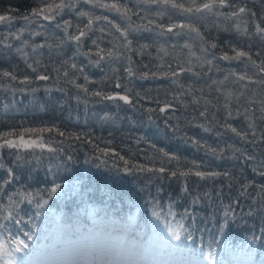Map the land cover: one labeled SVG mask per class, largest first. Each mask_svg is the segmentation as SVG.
Masks as SVG:
<instances>
[{
	"label": "trees",
	"instance_id": "1",
	"mask_svg": "<svg viewBox=\"0 0 264 264\" xmlns=\"http://www.w3.org/2000/svg\"><path fill=\"white\" fill-rule=\"evenodd\" d=\"M64 2L71 6L54 19L39 17L27 23L19 17L42 7L41 0H0V14L17 17L0 23V73L11 71L17 76L11 81L0 75V133L44 129L25 133L24 138L39 136L58 150L20 149L22 159H17L16 149H0V225H7L0 227V240L7 242L13 235L23 238L17 229L36 233L35 242H28L31 251L24 256L15 253L12 264H46L39 260L68 246L77 230L87 235L95 229L124 241L134 259L142 256L137 241L143 239L146 254L159 264H190L193 257L212 264L204 260L209 251L217 254L218 264H246L248 252L251 264H264V191L260 189L264 177L252 171L264 161V145L247 144L226 127L231 124L250 133L248 124L253 117L246 119L245 109L256 112L264 92L247 78L238 79L245 74L257 79V70L246 60L220 59L224 53L234 56L233 48L252 53L264 49V40L255 31L256 24L264 27L260 19L264 0H229L231 8L219 9L227 14L246 5L258 14L241 15L240 19L207 12L182 13L170 5L143 0ZM176 2L187 7L191 0ZM204 2L207 0H196L197 4ZM114 3L130 10V20L115 9L99 6ZM81 12L89 16L81 17ZM89 18L93 30L77 44L70 37ZM66 21L71 22L70 28L65 29ZM112 24L122 29L128 26L131 51L122 46L123 39ZM181 24L185 25L182 29ZM172 25L177 27L167 32ZM212 43L217 47L211 48ZM100 49L103 51L97 56ZM109 51L112 57L107 56ZM129 66L131 76L125 71ZM181 66L191 71H181ZM173 70L178 75L173 76ZM38 74L49 78L38 80ZM25 76L32 82L20 84ZM117 82L124 87H115ZM125 87L130 91L125 92ZM97 91L102 95L92 94ZM116 93L129 95L133 103L103 98ZM166 104L170 107L160 112ZM255 124L258 134L264 130L258 119ZM101 149H108V154ZM245 151L255 159L245 160ZM165 152L178 161L169 163ZM141 165L229 175L203 181L195 176L162 178L160 173L141 171ZM5 180L10 182L5 184ZM57 184V193L49 195ZM185 184L189 195L182 191ZM242 185H248L247 189ZM18 193L32 198L31 203L24 200L15 209L21 224L3 219L8 214L4 206L9 205V198L20 199ZM196 197L199 200L193 203ZM45 200L39 209L41 216L36 217V204ZM154 211L160 214L159 220ZM225 212H229L227 218ZM168 223L183 225L177 244L165 233ZM8 247L11 250L14 245ZM8 260L5 256L0 264Z\"/></svg>",
	"mask_w": 264,
	"mask_h": 264
},
{
	"label": "snow or ice",
	"instance_id": "2",
	"mask_svg": "<svg viewBox=\"0 0 264 264\" xmlns=\"http://www.w3.org/2000/svg\"><path fill=\"white\" fill-rule=\"evenodd\" d=\"M143 2L145 3H155V4H163V5H170L172 8L174 9H178L181 10L182 13H189V14H198V13H202V12H207L209 14H213V15H223L225 16L226 19L229 18H236V19H240L241 15H247L250 17H256L258 14L256 12H253L251 9H249L246 5L245 6H239L237 7L234 11H232L231 13H222L219 11V9H223V8H231L232 4L229 2V0H207V2H204L202 4H197L196 0H191V3L185 7V5L183 3H177L176 0H143ZM41 3L43 4L42 7H37L31 10V12L29 14H24L22 16L19 17V19H23L24 21H26L27 23H32L33 22V18H39L42 17L44 20H52L55 18V15L59 14L64 8L66 7H70V4H66L64 2V0H61L60 3H56L55 0H53V2L49 3L48 0H41ZM105 8H109V9H115L117 13H119L120 15L127 17L130 20V17L128 16L129 13V9H127L126 6H118L117 4H104V5H99ZM121 7L124 8V11L121 12ZM13 11L14 10H10ZM135 14V13H133ZM81 17H85V16H89L88 13L85 12H81L80 13ZM17 19V17L15 15H7V14H0V23H5L8 22L10 23L12 20ZM96 20H100V17H95ZM104 20H107V17H103ZM261 20H264V16L260 17ZM109 23L111 24V21H109ZM149 23H152V21H149ZM93 25V19L89 18L88 22L86 25H84L83 28L81 27H77V35H73L70 38L74 39L77 44H79L81 42L82 38H85L88 36V33L91 32L93 30L92 28ZM71 22L70 21H66L65 22V29L70 28ZM159 26V25H158ZM112 27L115 28V31L120 33V37L123 39L124 44L122 45L126 51H131L132 50V40L129 39V31H128V26L123 27V29L121 28L120 25L118 24H112ZM177 25H172L167 27L166 31L171 33L173 32L174 28H176ZM178 27H180L181 29L185 27V25L181 24ZM193 31H197V35L199 36L200 33L198 30L195 29H190ZM101 32L104 31V29H100ZM255 31H256V35L260 37L261 40H264V27H262L260 24H256L255 26ZM179 33H177L178 35ZM201 39H203V37H201ZM93 45H96V47L99 49V45L97 44L96 40L92 41ZM211 48H216L217 44L216 43H212ZM142 48L146 47V46H141ZM185 47H187V45H185ZM249 48H251V45H249ZM103 50L100 49L96 55L100 56V53ZM206 51V49H205ZM233 52H235L234 56H229L227 53H224L220 59L223 60H246L253 68H255L257 71L255 73V75H257V79L253 80L251 77H247L246 74L245 75H241L238 77L239 80L243 81L246 78L249 80V83H254V84H258L261 86L260 90L261 92H264V49L262 50H258L255 53H252L251 51H243V50H236V48L232 49ZM108 57H112L113 56V52L109 51L107 53ZM256 57L257 59H259V63H257V59H254L253 57ZM101 59L103 57H100ZM130 59V58H129ZM206 63L211 64V61H205ZM37 64H39V61H36ZM97 63H99V60H97ZM144 67H147V65H145ZM28 68H30L32 70L33 73L37 72V68L34 67L32 64H28ZM72 68H76V65L73 64ZM54 71L59 72V69H54ZM82 71V70H81ZM125 71L128 73L129 76L133 75V70L131 68V66H129L128 68L125 69ZM181 71H191L190 68L188 69H184L183 66H181ZM0 75H2V77L4 78H8L11 81H16L17 80V76L14 72L11 71H3L2 73H0ZM68 73L65 72V76H67ZM172 75L176 76L178 75V73L176 71H172ZM49 77L48 75L44 74V75H40L38 74L36 76V79L38 80H47ZM144 78H147V76H145ZM85 81L88 80V78L85 76L84 77ZM32 81L30 80V78L28 76H25L23 79H21L19 81L20 84H29ZM77 87L79 88L80 85H77ZM115 87L117 88H122L124 87L122 84H120L119 82H117L115 84ZM84 92H88L87 88L83 89ZM125 92H129L130 89H127L126 87L124 88ZM95 96H101L102 93L97 91L92 93ZM231 95V94H229ZM104 99L106 100H119V101H123L125 104H132L133 101L132 99L129 97V95L127 94H112V95H104L103 96ZM250 103H255V102H250ZM260 107L256 110V112L259 113V115L256 114V112H249V110L246 108L245 109V118L247 119L249 116L253 117V121L251 123L248 124V128L251 129V132L249 133L248 131H244L241 132L240 130H238L236 127H233L231 124H226V127L232 132L234 133L237 137H241V139L244 140L245 143L247 144H251L255 147H260L261 145H264V130H261L259 132V134L257 133L256 129V124H255V120H259L261 121L262 125H264V100H260L259 101ZM170 107V105L166 104L165 107H161L159 108L160 112H165L166 108ZM201 115H203V113H201ZM229 117H232V113L229 112L228 113ZM207 130V129H205ZM44 129H31V128H25L23 129V131H16V130H12V131H6L3 133H0V149H16L17 150V159H22V157L19 155V150L20 149H24V150H35V149H40L41 151H43L46 147H47V151L50 153L53 152H57V149H54L52 147H48L45 142L43 141V139L39 136H37L36 139H25V133H41L43 132ZM48 131H51V129H48ZM60 135H65L64 133H60ZM15 137V139L13 138ZM76 139H79V137H75ZM161 152H163V150H160ZM209 151H212L213 153H215V149H209ZM237 152L240 151V149H236ZM101 152L105 155L108 154V149H101ZM242 155H244V159L251 161L255 159V156L252 154H248L246 151L245 153H243ZM164 156L167 158L168 162L171 163L172 161H178V158L176 156H170L168 153H164ZM120 159H124L122 156L120 157ZM125 163H127V161H125ZM0 167H3V165H0ZM141 171H148V172H152V173H160L162 174V178H167L168 176L172 177V178H177L179 179L180 177H184L187 178L189 176H195L197 177L199 180H208V179H214L216 177H220L221 175L223 176H228L229 174L227 172L225 173H219V172H213V171H200V170H195L193 171V169H187V170H180V169H176V170H170L164 166H161L159 168H145L143 165L139 166ZM194 167L198 168V166ZM264 161L261 162V165L259 167H253L252 171L258 175H260L261 177H264ZM7 173L9 176L12 175V169L9 168L7 170ZM9 180H5L4 183L7 184L9 183ZM243 188L247 189L248 185H242ZM60 188V185H55L53 186L50 191H49V195L55 194L57 193V189ZM260 189L261 191H264V185H260ZM0 191H3L2 188H0ZM183 193L185 195H189V188L187 186V184H185L184 188H183ZM243 194V193H242ZM20 199L18 200H12V198H9L10 202L9 205L4 206L5 208L8 209V214L6 216H3V219L9 222H15L16 224H21L22 218L19 216V212L16 211V207L22 203L24 200H28L29 203L32 202V198L30 194L27 193H18L17 194ZM205 196L208 195V193H204ZM199 197L194 198L193 203L198 202ZM47 201L45 200L43 203H37L36 204V208L38 209V211L35 213L36 217H40L41 216V212L39 211V209H42L44 207V204H46ZM22 211V209H21ZM153 215L156 216L157 218H159V213L154 211ZM169 215H172L171 211H169ZM229 216V212H225V217L227 218ZM31 221V218H30ZM168 227V231L172 234V236L178 240L181 241V232L180 230L183 228V225L180 223H177L176 225H172L171 223L166 224ZM0 227H7V225H0ZM18 232H21V235L23 238H17L15 235L11 236L9 238V240L7 242L0 240V260H2L5 256L9 257V260L5 262V264H12L13 259H15L14 254L15 253H22V255L20 256H24L27 255L31 249H30V245L28 242L34 243V237L36 236V233L32 230L29 229L28 231H21L20 229H17ZM222 231V229H221ZM191 234H189L190 236ZM14 245V247L11 248V250H9L8 245ZM203 258H204V253L203 251L201 252ZM20 256L18 257V259L20 260ZM248 256V260L246 261V264H251V253L248 252L247 253ZM204 260H206L207 262L211 261L212 264H218V256L216 253L209 251L207 254V259L204 258Z\"/></svg>",
	"mask_w": 264,
	"mask_h": 264
},
{
	"label": "rangeland",
	"instance_id": "3",
	"mask_svg": "<svg viewBox=\"0 0 264 264\" xmlns=\"http://www.w3.org/2000/svg\"><path fill=\"white\" fill-rule=\"evenodd\" d=\"M77 232L78 234L74 238L71 239L69 250H65V251L60 250L56 252L55 254H52L51 257H47L44 261L52 260V261H60L61 264L64 262L68 264L71 261L70 256L72 255V253H76V251H79L81 256H85V257L87 256L86 257L88 259L87 262H94V264H96L97 262L94 261V259L92 258L94 254L89 255L86 252H83L82 250H80L84 248L87 243L88 244V246L86 245L87 249H89L90 251L92 249L97 251L95 256L99 252H102L103 254L105 253L108 256V259L104 261V263L106 264H114V262L116 261H117V264H148L149 263L148 259H150V256L143 255V258H141V260H139L138 262L136 259H133L134 257L132 258L129 252V246L124 241L121 242L120 245H118L117 247L116 246L117 237L114 236L113 234H110L108 231L97 229L91 232L90 234L85 235V237L82 236L79 230H77ZM118 236H120V234H118ZM90 251H87V252H90ZM77 257L78 255L76 256V259ZM114 258L116 259L115 261H113ZM40 261H43V260H40ZM203 262L204 261L202 259L193 257L190 264H203Z\"/></svg>",
	"mask_w": 264,
	"mask_h": 264
},
{
	"label": "clouds",
	"instance_id": "4",
	"mask_svg": "<svg viewBox=\"0 0 264 264\" xmlns=\"http://www.w3.org/2000/svg\"><path fill=\"white\" fill-rule=\"evenodd\" d=\"M156 220H159V218L156 217ZM165 233H166L168 239H169L173 244H177V243L180 242V240L174 238V237L172 236V234L168 231V227H167V225H165ZM137 243L140 244V247H141V255H142V257H143V255L146 254L147 251H148V249H147V247H146V245H147V241L141 239V241H137ZM6 257H7V256H6ZM8 258H9V257H8ZM205 259H207V256L205 257Z\"/></svg>",
	"mask_w": 264,
	"mask_h": 264
},
{
	"label": "bare ground",
	"instance_id": "5",
	"mask_svg": "<svg viewBox=\"0 0 264 264\" xmlns=\"http://www.w3.org/2000/svg\"><path fill=\"white\" fill-rule=\"evenodd\" d=\"M76 253H72V255L70 256L71 261L70 262H75L74 264H94V262H84V261H88L87 258L81 260V258H77L76 256L78 255V253L75 255ZM94 261H96V259H94Z\"/></svg>",
	"mask_w": 264,
	"mask_h": 264
}]
</instances>
